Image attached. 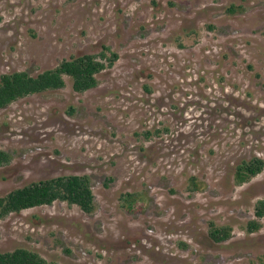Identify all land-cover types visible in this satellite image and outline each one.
<instances>
[{"label":"rangeland","instance_id":"rangeland-1","mask_svg":"<svg viewBox=\"0 0 264 264\" xmlns=\"http://www.w3.org/2000/svg\"><path fill=\"white\" fill-rule=\"evenodd\" d=\"M104 47L118 60L95 88L76 93L64 78L63 89L0 109L11 156L0 198L87 175L94 213L55 202L11 214L0 252L57 264H264V218L245 231L264 169L240 186L233 178L242 162L264 161V0H0V77ZM211 224L232 236L213 242Z\"/></svg>","mask_w":264,"mask_h":264},{"label":"trees","instance_id":"trees-1","mask_svg":"<svg viewBox=\"0 0 264 264\" xmlns=\"http://www.w3.org/2000/svg\"><path fill=\"white\" fill-rule=\"evenodd\" d=\"M238 7L230 6L229 14L239 12ZM104 47L98 55H84L63 60L56 68L44 71L37 76L28 72L18 71L1 75L0 77V109L29 96L49 91H57L65 87V79L72 81V90L84 93L97 86L96 76L107 68H111L118 60V55L110 53ZM148 135V134H147ZM11 156L0 150V168L9 164ZM264 169V161L254 158L249 162H242L234 171V182L240 186L248 183L259 175ZM135 195L126 194L124 202L126 210L132 211ZM55 202H65L69 206H77L82 212L91 215L95 211L94 195L91 181L87 175H68L30 183L15 189L5 197L0 198V221L11 214L37 207L50 206ZM256 220L249 221L245 226L247 234H254L261 229L263 223L258 222L264 218V200L255 205ZM231 234L229 226L216 227L211 224L209 237L215 243L227 241ZM186 247L184 243H181ZM70 254L69 250H64ZM0 264H57L43 259L36 251L17 248L11 252H0Z\"/></svg>","mask_w":264,"mask_h":264}]
</instances>
